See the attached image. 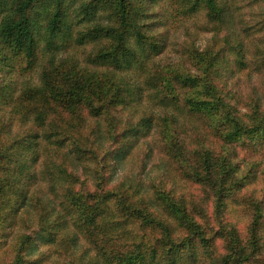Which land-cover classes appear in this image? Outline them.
<instances>
[{"label": "trees", "instance_id": "trees-1", "mask_svg": "<svg viewBox=\"0 0 264 264\" xmlns=\"http://www.w3.org/2000/svg\"><path fill=\"white\" fill-rule=\"evenodd\" d=\"M151 1L0 0V43L27 67L38 66L33 82L16 84L0 55L2 264H37L52 254L51 264H192L213 236L224 242L214 264H264V185L242 191L259 175L264 182V107L253 102L240 113L215 84L228 53L244 65L245 43L217 37L227 0H179L181 13L202 10L204 30L213 31L200 49H183L191 69L159 62L164 43L147 21ZM68 10L79 24L74 34ZM87 43L97 46L76 61L71 44ZM263 54L255 45L251 58L260 64ZM77 104L79 113L69 109ZM116 107L130 114L122 119ZM140 130L157 135L178 179L210 197L218 224L209 236L192 202L175 193L179 180L164 187L168 165L153 196L138 182L105 186L103 172ZM70 156L93 174L96 188H76L83 180L69 169ZM44 178L54 204L39 196ZM244 213L241 230L234 220ZM28 215L33 226L15 231Z\"/></svg>", "mask_w": 264, "mask_h": 264}, {"label": "rangeland", "instance_id": "rangeland-1", "mask_svg": "<svg viewBox=\"0 0 264 264\" xmlns=\"http://www.w3.org/2000/svg\"><path fill=\"white\" fill-rule=\"evenodd\" d=\"M71 1L65 0V5ZM227 3L229 5L227 21L224 24V28L217 34V37L219 36L220 38L223 34H228L231 40L243 41L245 43V52L243 50L244 65L239 66L234 56L228 53L223 62L224 66L219 69V78L215 79V84L217 90L224 95L225 99L234 103L238 108V112L243 113L249 111V106L253 102L259 103L261 108L264 107V62L257 64L251 58V52L255 45L264 47V0H227ZM180 11L181 3L179 0H152L147 21L154 32L162 34L161 38L164 48L158 54L159 62L165 65L182 62L187 68L191 69L192 61H189L183 53V49L185 50L186 47L200 49L204 44L210 42L213 31L211 27L210 30H204L208 29V26H204L203 24L205 17L202 10L194 12L196 14H183ZM68 19L73 21L71 33L74 34V30L79 27V24L74 22V17L70 14L69 10ZM71 45L74 49L76 48L74 50L78 59L76 61L85 60L88 53L97 46L96 43H87L81 48H78L75 44ZM0 55L4 57V63L12 67L15 77L12 76V72L10 75L14 77L13 79H15L16 84H20L23 81L33 82L37 78L38 66L34 64L32 68L27 67L23 58L9 53L7 49L3 48L2 43H0ZM39 55H41L40 52H38L37 56V59L39 57V61H36L38 63L45 60L44 54L41 55L42 57ZM6 69L7 67L3 70V73ZM6 78L11 79L9 75ZM78 106L77 104L75 107H68L73 112L79 113L81 110ZM130 111L126 107H116L114 114L123 119L130 114ZM105 145H107V142H105ZM243 153L239 151L238 155L243 156ZM70 157L68 158L70 161L69 169L72 168L84 182H81V184L77 183L76 188H81L83 191L96 188L93 174L82 171L81 165L72 157L70 159ZM168 161L160 148V139L157 135L152 130L148 132L140 130L136 134L132 145L127 149L126 154L121 158L113 159L110 168L103 172L104 179L105 177L108 179L105 186H109L119 180L131 183L138 182L140 192H145L147 197L153 196L152 191L159 184L161 173L167 171V169L164 170L165 165H168L171 169L167 172L169 180L167 181V185L163 184L164 187H169L168 185L172 184L171 178L178 179L177 174L179 173ZM245 161L240 163V166L245 167L247 165ZM37 166L39 167V164ZM173 170L176 174H173L175 173ZM178 180L177 182L175 181L177 187L175 193L177 195L184 194L187 200L192 202V214L199 223L205 225L207 235L209 236L216 230L218 224L214 219L210 197H208V194H206L200 185ZM263 185V179L259 175L253 182L248 184L247 188L244 187L242 191L245 194L246 190H254L256 193H259ZM39 196L41 198L49 196L50 203H56V200L46 187L45 178L41 184ZM245 215L244 213V216L240 214L235 216L236 220L234 221H237V226L241 230L246 223L245 217L248 219ZM206 219L210 221V225L206 224ZM32 224L30 215H28L23 224L21 221L17 222L14 230L26 232L30 225L33 226ZM14 230L7 237L10 248L15 240L14 234H12ZM78 245L79 242L76 245L77 247H75L77 251L80 250ZM223 247L224 242L220 237H211L208 245L202 249L201 257L196 263L192 264H214V257L223 251ZM37 248L43 249L45 252L47 251L46 246L39 242L37 243ZM53 257H55L53 254L47 255V260L37 264H51L50 259ZM0 264H2L1 259Z\"/></svg>", "mask_w": 264, "mask_h": 264}]
</instances>
